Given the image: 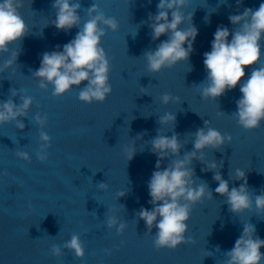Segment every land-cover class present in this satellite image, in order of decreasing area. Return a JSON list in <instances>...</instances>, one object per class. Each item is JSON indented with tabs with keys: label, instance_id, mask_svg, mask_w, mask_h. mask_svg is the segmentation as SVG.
Masks as SVG:
<instances>
[{
	"label": "water",
	"instance_id": "water-1",
	"mask_svg": "<svg viewBox=\"0 0 264 264\" xmlns=\"http://www.w3.org/2000/svg\"><path fill=\"white\" fill-rule=\"evenodd\" d=\"M53 2L22 0L20 14L28 33L0 54L2 68L19 52L16 64L0 71V102L12 99L19 104L25 95L33 100L26 116L19 117L23 129L16 121L0 125V264H225V253L234 247L244 225H254L264 239V212L254 206L255 195L264 193V121L251 131L238 125L233 113L242 95L239 85L216 100L203 99V85L198 87L206 80L204 53L211 51L217 28L225 26L231 32L235 26L230 15L258 9L264 0H188L182 11L186 17L193 13L192 23L198 29L190 58L154 74L147 70L144 53L168 38L151 37L149 16L157 13L159 0H76L81 5V27L93 3L119 23L116 32L105 29L101 40L110 62L112 93L104 102L91 104L79 100L76 86L63 96H53L52 86L40 88L34 76L43 53L62 50L80 30L61 31L52 24ZM189 26L187 20L182 25ZM251 71L252 67L245 68L244 80ZM165 93L179 97V102L163 104ZM169 112L176 115L175 126H161L159 117ZM37 115L47 116L43 126L36 123ZM206 120L208 126L232 136V142L219 149L197 153L203 155V163L192 161L193 179L196 184L206 183L212 198L192 206L186 233L192 243L158 250L154 246L157 229L149 230L138 215L142 207L152 208L147 185L158 157L151 152V140L157 129L169 137L176 134L183 146L180 156L171 159L182 158L193 150L194 133L205 127ZM42 131L51 138L43 163L36 156ZM133 145L136 153L129 161L126 149ZM21 150L30 154L31 163L16 156ZM212 162L230 190L243 183L236 179L235 170L245 171L251 209L234 214L227 198L215 193L218 183L213 171L201 170ZM160 163L163 169L170 160ZM100 183L107 187L101 189ZM111 217L117 224L110 228ZM121 223L123 234H117ZM73 234L84 246L82 259L63 247ZM53 244L61 247V256L52 254Z\"/></svg>",
	"mask_w": 264,
	"mask_h": 264
},
{
	"label": "clouds",
	"instance_id": "clouds-1",
	"mask_svg": "<svg viewBox=\"0 0 264 264\" xmlns=\"http://www.w3.org/2000/svg\"><path fill=\"white\" fill-rule=\"evenodd\" d=\"M187 4L188 0H159L157 13L149 16L152 39L159 40L165 35L168 37L155 50L144 53L149 73H159L166 67L171 68L179 62L189 60L198 29L192 23L193 13L186 17L182 11ZM21 7L22 0H0V54L7 53L11 45L20 42L28 33L20 14ZM52 8L56 10V18L52 24L58 30L69 31L74 27L80 30L73 40L63 45L62 50L58 47L56 51L43 53L40 67L34 71V76L40 81V88L46 89L51 85L52 95L58 97L76 86L80 88L78 98L81 102H104L112 93V87L109 83L110 62L101 47V40L106 35L105 29L118 31V21L114 17H106L95 3L87 9L89 19L82 27L78 14L81 5L76 0H54ZM205 19L210 22L208 17ZM228 19L235 27L231 32L225 26H219L215 31L211 51L204 53L206 80L198 87L203 85L200 93L203 99L216 100L239 85L242 95L236 100L237 110L233 114L239 126L251 131L259 128L264 121V45L261 43L264 40V3L255 10L245 8L241 14L230 15ZM186 20L190 24L188 28L182 27ZM18 56L19 52H14L0 71L16 64ZM246 67H252V71L244 80ZM16 95V91L12 90V96ZM174 101L179 102V97L168 93L161 96V102L165 105ZM32 102V98L26 95L21 97L19 104L12 99L0 102V125L16 121L17 127L23 129L25 125L19 117L26 116ZM34 119L43 126L47 116L37 115ZM158 123L161 126H175L176 115L165 113L159 117ZM209 123L206 120L205 127L194 133L193 150L179 159H171L180 156L183 146L176 134L169 137L161 129H157V135L151 140V152L158 157L156 170L147 185L152 208L149 210L142 207L138 215L149 230L153 227L157 229L154 246L158 250H175L182 244L192 243L190 238L186 239L192 206L202 202L205 197L212 198L208 185L204 182L196 184L193 179L195 171L191 166L192 161L199 159L203 163V155L198 157L197 153H203L206 148L219 149L226 141L231 143L232 136L222 134L208 126ZM40 140L42 143L36 156L43 163L48 159L47 149L51 147V138L42 131ZM126 152L129 153L130 161L136 153L135 146L126 149ZM16 156L31 163L32 158L26 151H17ZM164 159H169L170 163L162 169L160 162ZM216 169L217 164L212 162L201 170L213 171V179L218 183L215 193L227 198L230 211L240 214L251 209L253 199L245 171L239 168L235 170L236 179L243 183L230 190L228 181ZM99 187L104 189L107 185L100 183ZM124 195L123 191L119 193L121 197ZM254 206L258 212H264V193L255 195ZM116 224V218H109L110 228ZM124 228L125 225L121 223L117 234H123ZM63 247L72 250L77 258L85 256V249L78 235L73 234ZM261 248H264V239L256 234L254 225L246 224L234 247L225 253V264H264ZM51 251L57 257L63 254L61 247L56 244L52 245Z\"/></svg>",
	"mask_w": 264,
	"mask_h": 264
}]
</instances>
